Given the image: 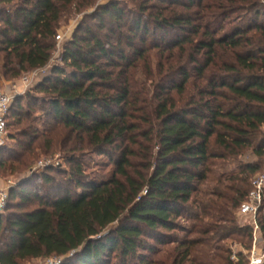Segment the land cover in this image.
I'll return each instance as SVG.
<instances>
[{
	"label": "trees",
	"instance_id": "16d2710c",
	"mask_svg": "<svg viewBox=\"0 0 264 264\" xmlns=\"http://www.w3.org/2000/svg\"><path fill=\"white\" fill-rule=\"evenodd\" d=\"M96 2L0 0V84L48 67L63 19ZM260 6L111 1L85 15L62 49L63 65L41 78L33 91L39 96L28 95L31 104L48 106L55 125L43 142L29 125L26 141L8 135L20 152L0 149L3 176L31 170L40 154L62 149L70 167L61 171L65 190L55 198L34 195L33 179L55 181L47 173L10 190L0 216V264H249L253 228L237 217L264 175ZM20 100L11 107L8 134L21 123ZM61 132L59 145L54 137ZM91 152L108 158L110 174L84 173L83 155ZM229 161L235 169L227 172ZM189 221L197 237L180 241ZM257 221L264 234V202ZM168 245L176 248L166 259H152Z\"/></svg>",
	"mask_w": 264,
	"mask_h": 264
},
{
	"label": "rangeland",
	"instance_id": "374dc122",
	"mask_svg": "<svg viewBox=\"0 0 264 264\" xmlns=\"http://www.w3.org/2000/svg\"><path fill=\"white\" fill-rule=\"evenodd\" d=\"M111 1H118L124 4H129L131 3V0H97L95 6L90 7L88 9H85L81 12H74L72 15H69L63 19L61 22V27L58 30V35H60L61 41L58 42L56 39V52L53 55L51 63L54 65H63L61 62V54H62V49L69 41V39L72 37L74 32L77 30L79 25L82 23V21L85 18V15L92 14L94 11H96L98 6L101 5H106L110 3ZM263 6H260V10H264V0H259ZM233 19L235 21H238V16H234ZM30 73H25L23 76L16 80V81H1L0 84V89H6L9 90L12 94H17L15 98L23 99L20 100L19 103L15 106L16 107V113L18 114V119H20L21 123L18 124V126H10L9 128V135L14 136L17 141H26V138H23V133L28 129V126L30 125L31 127H34L33 130H37V135L35 137H38L39 139L36 141V143L43 142L42 135L47 133V127L49 126H54L55 124L49 119H47L45 112L48 110L47 105H43L40 102H33L32 104L29 102L30 99H28V95L30 93H35V95H40L39 93L33 92L34 88L36 85L39 83L41 80L38 79L33 82V84L29 85L28 87L24 85L23 83V78L29 75ZM31 111V112H30ZM31 115V118L27 120V114ZM17 119V118H16ZM12 124V123H11ZM48 125V126H46ZM58 129H61L60 126H57ZM66 135V132H61L59 135H56L54 137L55 143L56 144H61L62 139ZM17 142L13 140H9L7 143L8 149H13L15 151L20 152L21 150L17 148L16 145ZM36 145V144H35ZM64 153L62 152V149H57L54 154L45 156L41 155L40 157L34 162L32 169L27 170L25 172L15 174L13 176L8 175V176H3L2 173L0 172V180L3 181L4 188H6L7 184L9 182H13L15 185H18L20 183H23L27 181L28 179H33L34 175H40V174H48L52 179L55 181L52 183H46L43 179H33L31 182V188L34 192V195H38L39 197L44 198L45 196H49L51 198L58 197L62 192L65 190V188H61L60 186L63 185L65 186L64 182L66 179H68L67 174L61 173V171L68 172L70 167L65 164V159L63 158ZM85 158L84 162L87 164V167L84 168V173L86 175L94 176L97 174H105L108 175L112 171V167L110 166L109 160L107 157H102L99 155H96L94 153H85L83 155ZM4 157H9V154H5ZM48 162H50V165H46ZM41 163H43L44 167H41ZM48 168L52 169H57L58 171H47ZM37 169L36 171H34ZM235 169V164L233 162H227L226 164V169L225 171L229 172ZM60 170V171H59ZM215 172H219V170H216L214 168ZM222 173V172H221ZM52 187H56V190H52ZM205 187L203 186L202 189ZM70 189H73L72 187ZM18 203L17 200L13 202V205H16ZM11 204V206H13ZM34 207V206H33ZM238 218V223L243 225V224H249L247 220H243L242 218ZM183 227L185 230H187L184 233H178V238L179 240H185V239H193L197 237L196 234H190L189 232L192 229V224L193 222H182ZM221 245H227L230 246L232 245L230 242H226V244H221ZM176 248V245H168V246H162L160 247L161 253L158 256L152 257L154 260H163L167 258V255L169 253H172L174 249ZM235 251L239 250V247L237 245H233L232 247ZM259 248H264V237L259 243ZM261 250V249H260ZM42 260L39 261H33L30 264H40Z\"/></svg>",
	"mask_w": 264,
	"mask_h": 264
},
{
	"label": "built area",
	"instance_id": "2783aa9c",
	"mask_svg": "<svg viewBox=\"0 0 264 264\" xmlns=\"http://www.w3.org/2000/svg\"><path fill=\"white\" fill-rule=\"evenodd\" d=\"M61 36L58 35L56 39L61 41ZM53 63L44 69H39L31 72L29 75L23 78L25 86L33 84L34 81L42 78L47 74L48 69L51 68ZM17 94H12L9 90L0 89V149L7 146L8 143V118L10 115L11 107ZM48 162L46 165H50ZM44 167L43 163L40 165ZM35 169L34 171H36ZM15 184L9 182L6 188H0V216L4 214L8 201L9 193ZM264 202V175L256 177L252 183V190L248 195L246 201L242 204L238 211L239 218L247 220L249 225L253 228V247L249 252H245V255L249 261V264H264V248H259V243L264 237L262 230L258 225V215L261 206ZM261 249V250H260ZM233 261H237L238 257L236 253L233 254ZM62 258H47L43 259L40 264H62Z\"/></svg>",
	"mask_w": 264,
	"mask_h": 264
},
{
	"label": "crops",
	"instance_id": "0c3cea01",
	"mask_svg": "<svg viewBox=\"0 0 264 264\" xmlns=\"http://www.w3.org/2000/svg\"><path fill=\"white\" fill-rule=\"evenodd\" d=\"M4 185L3 181L0 180V188H4Z\"/></svg>",
	"mask_w": 264,
	"mask_h": 264
},
{
	"label": "water",
	"instance_id": "95a60500",
	"mask_svg": "<svg viewBox=\"0 0 264 264\" xmlns=\"http://www.w3.org/2000/svg\"><path fill=\"white\" fill-rule=\"evenodd\" d=\"M16 185H14L12 188H14Z\"/></svg>",
	"mask_w": 264,
	"mask_h": 264
}]
</instances>
